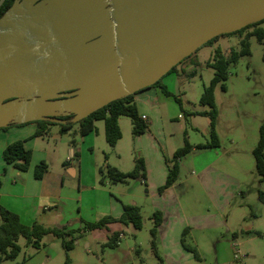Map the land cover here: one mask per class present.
<instances>
[{
  "label": "crops",
  "instance_id": "1",
  "mask_svg": "<svg viewBox=\"0 0 264 264\" xmlns=\"http://www.w3.org/2000/svg\"><path fill=\"white\" fill-rule=\"evenodd\" d=\"M191 55L160 78L158 84L133 94L137 116L146 128L134 136L130 120L119 117L121 137L113 148L108 147L104 139L101 120L94 121V131L86 135H81L77 126L64 133L58 127L55 131L49 127L43 136H34L35 123L0 128V205L17 214L25 225L36 222L66 230H75L76 226V229L81 228L82 223H92L108 216L118 218L123 205L137 206L142 220L144 216H150L151 223V214L157 211L161 214V223L157 227L155 244L162 262L179 264L193 258L181 244L182 231L191 235L192 231H212L222 226L224 203L231 192L236 193L237 182L231 176V166L222 161L225 154L232 152L236 141L228 137L229 149L227 152L221 150L223 133L219 116L214 128L220 140L218 147H193L209 142L210 128L209 118L205 115L208 107L199 103L200 110H188L191 104L184 85L186 78H191L200 65L199 53ZM212 55L205 61L210 69L208 62ZM14 141H21L30 151L26 171H18L2 159L3 149ZM185 141L193 148L180 167L179 159L176 161L177 178L184 166L188 168V176L179 182L176 178L174 183L159 192L174 162V151ZM137 159L142 168L136 178L124 183L108 181L107 166L125 173L132 170ZM42 162L46 164V171L40 179H35L33 169ZM186 181L193 192L185 191ZM106 185L110 187L108 190ZM127 226L112 222L83 232L80 237L90 238L96 245L105 244L113 233H118L120 238ZM185 235V243L190 244ZM188 239L196 248L198 241L205 238ZM146 245H150V238ZM42 246L41 241V247L35 250L39 251ZM230 250L236 260V245L230 244ZM149 264H158V261L154 258Z\"/></svg>",
  "mask_w": 264,
  "mask_h": 264
},
{
  "label": "water",
  "instance_id": "2",
  "mask_svg": "<svg viewBox=\"0 0 264 264\" xmlns=\"http://www.w3.org/2000/svg\"><path fill=\"white\" fill-rule=\"evenodd\" d=\"M263 19L264 0H14L0 16V128L77 123Z\"/></svg>",
  "mask_w": 264,
  "mask_h": 264
},
{
  "label": "rangeland",
  "instance_id": "3",
  "mask_svg": "<svg viewBox=\"0 0 264 264\" xmlns=\"http://www.w3.org/2000/svg\"><path fill=\"white\" fill-rule=\"evenodd\" d=\"M251 30H264V22L241 33L219 36L191 55L199 53L200 65L191 78H186L184 85L191 104L188 106L190 111L202 108L199 105L200 95L213 76V70L206 67L205 61L213 51L218 49L224 57L229 53L237 57L242 48L241 40L248 50V55L238 56L227 64L226 79L217 83L213 92L214 107L221 119L220 129L223 133L221 150L227 152L229 149L228 137L236 141L232 152L225 154L222 161L231 166L230 173L237 182V190L236 193L231 192L224 203L222 226L212 231H192L191 235H185L190 244L188 238H205L199 240L196 246L201 259L191 258L179 264H264V203L257 196L259 190H264V182L259 181L251 153L258 141L259 126L264 120V35L259 40L256 34H247ZM186 118L189 120L188 116ZM227 124L229 127H226ZM57 127L56 123L50 126L53 131ZM207 139L210 141V136ZM186 156L179 159V167ZM181 171L178 182L184 181L189 173L186 166ZM188 183L185 182V191L193 192ZM105 188L108 190L110 187L106 185ZM206 206L210 205L207 203ZM209 209L214 212L213 208ZM149 217L144 216L142 227L137 231L129 224L115 247L96 245L90 238L76 237L67 252L70 264H149L156 259L151 253V245H146V241L152 238L149 231L153 224ZM17 244L20 252L16 258L4 260L1 264H63L64 249L60 240L52 235L42 238L43 246L39 251L27 245L21 237ZM87 244L89 247H86ZM230 244H235L239 250L236 260L232 258Z\"/></svg>",
  "mask_w": 264,
  "mask_h": 264
},
{
  "label": "trees",
  "instance_id": "4",
  "mask_svg": "<svg viewBox=\"0 0 264 264\" xmlns=\"http://www.w3.org/2000/svg\"><path fill=\"white\" fill-rule=\"evenodd\" d=\"M14 0H4L0 6V16L9 8ZM264 19L248 25L239 31L233 33H241L247 29H251L252 26L263 23ZM247 34H256L257 39H261L264 35V30L255 31L251 30ZM226 35V34H224ZM220 35V36H224ZM219 36L211 39L210 41L218 38ZM209 42V41H208ZM207 42V43H208ZM242 48L238 56L248 55V50L245 42L240 41ZM237 56V57H238ZM226 57V58H225ZM222 56L220 51L216 49L213 52L208 66L213 70V76L209 81L207 86L203 87L201 96L199 98V103L203 106L208 107V111L205 115L209 118V128H210V141L198 144L193 146L197 149H208L213 147H218L219 142L215 133V121L217 118V112L214 107L213 92L217 83L224 81L226 79V66L230 61H235L237 57L233 53H229L227 56ZM188 58V57H187ZM173 70V68H172ZM159 80L155 83L158 84ZM221 88L224 89V86L221 85ZM165 94H168L164 91ZM133 95L126 96L124 98L114 100L104 107L96 110L87 117L81 119L77 123H71L70 119L72 116L64 117L65 124H58L59 131L64 133L71 129L75 124L78 127L79 133L81 135H86L90 132H93L94 121L101 120L104 125V139L108 147L113 148L116 142L120 139L121 133L118 127V118L127 117L130 120L131 124V133L136 136L141 134L145 130V126L142 124L140 118L137 116L135 106L132 101ZM177 101V99H175ZM178 102V101H177ZM36 124V130L34 136H43L47 133L49 127L54 123L48 121H37L32 122ZM28 124V123H25ZM17 124H10L7 127L14 126ZM5 127V128H7ZM187 141L184 142V145L175 150L173 153V164L169 168L165 183L163 186L159 187L158 191L161 192L172 183L175 182L178 175V168L176 161L181 157L187 155L193 148ZM252 155L254 158L255 170L259 176V181L264 182V120L259 126L258 130V141L256 146L252 149ZM2 159L6 164L12 165L18 171L28 170L29 160H30V151L26 150L21 141H14L8 144L2 151ZM142 168L140 160L134 161V166L129 172H120L113 167L107 166L106 168V178L110 183H124L129 179H134L138 175L139 169ZM46 171V164L40 163L36 165L33 169V177L35 179H40L42 174ZM258 200L264 203V190L258 191ZM152 219V228L149 233L151 235L150 245L152 248L153 255L156 257L158 264H162V260L157 253L155 236L157 227L161 223V214L157 211L151 214ZM112 222H119L123 225H132L136 230L141 229L142 227V218L140 215L139 208L134 205H123V210L121 215L118 218L104 217L100 220H97L92 223H82L81 228L75 230H66L64 228L57 227H45L39 223H32L30 225H25L20 222V219L17 214L6 210L0 205V264L4 260H10L16 258L20 252V247L17 244V240L21 237L24 239L27 245H30L34 249H39L41 247L42 238L46 235H52L55 238L60 240L61 246L64 249V261L63 264H70L67 252L72 248L76 237H80L83 232L92 231L105 227L107 224ZM183 235H185V230L182 231L181 244L184 249L192 253L195 260H200V256L196 248L190 244L185 243ZM119 239L118 233H113L108 238L107 242L104 245L109 247H115ZM139 253V249L136 250Z\"/></svg>",
  "mask_w": 264,
  "mask_h": 264
},
{
  "label": "built area",
  "instance_id": "5",
  "mask_svg": "<svg viewBox=\"0 0 264 264\" xmlns=\"http://www.w3.org/2000/svg\"><path fill=\"white\" fill-rule=\"evenodd\" d=\"M178 117H181V115H179ZM142 119H145V117H142ZM238 254H239V251L236 250V251L234 252V257L237 258Z\"/></svg>",
  "mask_w": 264,
  "mask_h": 264
},
{
  "label": "flooded vegetation",
  "instance_id": "6",
  "mask_svg": "<svg viewBox=\"0 0 264 264\" xmlns=\"http://www.w3.org/2000/svg\"><path fill=\"white\" fill-rule=\"evenodd\" d=\"M14 2V1H13ZM10 7V6H9ZM29 45H32L30 42L29 43H27V46H29ZM66 117H68V116H66ZM64 117H60V119H62V120H64L63 119Z\"/></svg>",
  "mask_w": 264,
  "mask_h": 264
}]
</instances>
